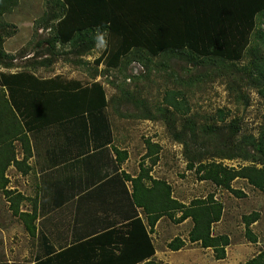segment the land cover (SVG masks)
<instances>
[{
    "label": "trees",
    "instance_id": "1",
    "mask_svg": "<svg viewBox=\"0 0 264 264\" xmlns=\"http://www.w3.org/2000/svg\"><path fill=\"white\" fill-rule=\"evenodd\" d=\"M49 4L52 14L46 15L47 20L41 22L51 33L38 44H46L50 55H45L46 60L43 58L40 61L30 57L32 61L28 60L31 65L17 72L0 73V191L7 195L10 209L21 218L31 236L37 233V206L34 205L31 212H21L20 204L28 199L21 193L6 189L9 183L6 172L12 165L19 169L26 168L31 157L28 132L57 119L52 118L50 110L35 106L39 101L34 98L33 92L59 90V94L76 92L86 95L92 89L100 95L94 98L92 105L101 108L107 104L105 91L100 84L89 88L81 82L66 81L62 77L43 81L35 75L37 66L50 70L52 65L59 62V56L73 55L77 61L80 56L91 54L101 45H106V50L96 64H104L109 68H119L125 57L138 55L143 50L152 56L188 54L192 62L242 61L251 51L249 45L256 25L255 16L264 10V0H49ZM19 5L20 0H0V21ZM262 32L255 34L253 42H264ZM0 41V57L9 59L4 63L5 69L13 70L19 61H28L24 57L8 56L3 51L2 37ZM254 60L251 66L242 70L241 78L255 84L264 98V55ZM181 95L176 91L167 92L165 104L178 114H186V103ZM218 116L219 121L228 118L224 110H220ZM189 123L194 125L191 121ZM232 124L239 131L236 122L232 121ZM218 128L206 127L205 131L211 135L220 130ZM176 139L185 143L183 137L176 135ZM16 142L24 154L21 162L17 160ZM160 149V146L147 142L145 159L153 157L155 165L159 159L154 157ZM237 150L240 151L238 157L250 162V165L234 168L211 159L206 163L200 161L198 167L195 162H191L189 169H195L201 181L211 182L216 188L225 189L236 198L247 197L243 190L234 188L233 182L238 179L247 181L251 187L264 194V126L258 137L246 135L238 140ZM115 152L119 162L128 158L127 152ZM215 157L236 158L235 155L221 154ZM151 171L152 168L146 169L141 164L136 178L126 177L133 185V204L143 210L145 218H134L122 229L104 231L34 264H159L154 259L156 247L152 234L164 217L176 224L191 219L193 228L189 233V242L200 243L204 249H212L217 260L225 259L226 248L231 244L230 238L225 234H213L214 224L223 217V203L211 194L206 199H195L186 205L173 198L170 185L154 179ZM260 217L259 212L243 216L246 236L251 243L258 242L250 227ZM186 243V240L176 238L168 244V248L177 252ZM245 264H264V251Z\"/></svg>",
    "mask_w": 264,
    "mask_h": 264
},
{
    "label": "rangeland",
    "instance_id": "2",
    "mask_svg": "<svg viewBox=\"0 0 264 264\" xmlns=\"http://www.w3.org/2000/svg\"><path fill=\"white\" fill-rule=\"evenodd\" d=\"M50 6L49 0H20V5L14 12L0 21L3 51L8 56L46 60L48 46L39 45L38 41L48 38L51 33L45 23L41 22L43 19L47 20L46 15L52 14ZM259 43L255 40L247 57L233 63L213 60L192 62V57L188 54L152 56L147 50H143L138 55L125 57L119 68H109L92 62L94 58L89 59L90 56L101 54L104 48L101 45L97 48L99 53L94 50L89 55L80 56L77 61L73 55H62L59 56L58 65H52L58 73L64 74L66 81L81 82L89 88L95 84L105 87L110 98L114 125L125 127L128 134L130 150L137 161L132 166L135 172L140 173L141 164L146 169L152 168L151 176L167 182L171 187L172 197L186 205L195 199H206L211 194L223 203V217L219 224H214L213 233L225 234L230 238L231 244L226 248L225 259L217 260L212 249H204L200 243L189 242V233L193 228L191 219L176 224L164 217L152 234L156 247L154 259L159 264H245L260 251H264V194L251 187L247 181L238 179L233 182V186L244 190L247 197L236 198L227 190L216 188L211 182L201 181L195 169H189L191 162H195L198 167L200 161L206 163L211 159L234 168L250 165V162H244L238 157V140L246 135L259 136L264 126V98L260 96L255 84L242 80L241 74L245 67L252 65L254 59L264 55L263 46L260 48ZM30 60L19 61L17 68L7 70L4 63L9 59L0 57V73L17 72L31 65ZM41 68L43 67L37 66L36 71ZM170 91L182 94L187 107L186 114H178L165 104L164 98ZM220 110L227 112L228 118L225 121H219ZM232 121L236 122L239 131ZM211 126L219 127L220 130L209 135L205 128ZM176 135L183 137L185 143L179 142ZM147 142L161 148L154 157L159 159L155 165L153 157L145 159ZM218 154L235 155L236 158L216 159ZM1 194L0 264H34L48 255L86 240H65L60 232L56 239L48 237L44 231H55L58 226L55 225V229L50 230L48 223L41 224L43 229L39 232L37 227L36 236H31L21 218L10 209L7 195L4 192ZM71 195L77 196L78 193L61 196L60 200L68 205L64 208H77L78 203L84 201L75 203L72 198L68 200ZM28 200L23 201L20 208L31 212L35 201L31 198ZM131 203L130 213L134 211L135 215H130L129 220L139 214L145 218L143 210L135 209L133 200ZM110 208L111 205L106 209L101 202L91 200L88 207H83L82 211L73 215V219L106 213L104 210L108 211ZM256 212L261 217L250 229L258 242L251 243L246 236L243 216ZM179 216L180 214L177 215ZM95 227L94 224L88 227L90 236L106 230ZM63 230L62 225L59 231ZM176 238L186 240L187 243L183 249L174 252L168 248V244Z\"/></svg>",
    "mask_w": 264,
    "mask_h": 264
},
{
    "label": "crops",
    "instance_id": "3",
    "mask_svg": "<svg viewBox=\"0 0 264 264\" xmlns=\"http://www.w3.org/2000/svg\"><path fill=\"white\" fill-rule=\"evenodd\" d=\"M255 22L250 48L254 46L253 39L256 38V33L263 31L264 37V10L256 14ZM263 44L264 42H260L259 46L264 48ZM102 47L104 48L99 56L89 57L90 60L94 58L92 62L96 63L102 56L106 45ZM95 51L99 53L97 48ZM23 59L28 60L30 57ZM35 75L43 81L57 77L65 79L64 74L58 73L55 66H52L50 70L41 68L35 71ZM103 89L107 104L104 107L100 106L101 108L92 105L94 98L99 95L98 91L92 89H89L86 95L76 92L59 94V90H52L49 93L42 90L33 92L34 98H38L39 101L35 106L38 109L50 110L52 118L57 119L28 132L31 157L25 169L12 165L7 170L6 177L9 183L6 189L21 193L25 198L35 201L38 208V232L43 229L41 226L43 223H48L50 230H54L55 225H58L55 231H44L48 237L56 239L60 232V236L65 240L81 238L87 240L97 235H89L91 232L88 227L91 224H94L97 229H106L105 231L122 229L131 221L129 216L135 215L134 211L130 213L132 185L126 177L138 176L139 172H135L132 168L137 161L130 150L125 127L114 125L110 98L105 87ZM123 143L126 145L123 146ZM16 145L18 146L17 160L21 162L24 154L20 144L16 142ZM115 150L127 152L128 158L119 162ZM1 193L2 191L0 196ZM69 193H78L81 197L71 195L68 200L72 198L75 203L84 201L78 203L77 208H64L68 205H65V201L60 198ZM215 199L217 200L216 197ZM91 200L101 202L106 209L110 205L111 208L108 211L104 210L106 213L102 212L89 218L82 216L79 219H73V215L82 211L83 207H88ZM7 203L11 205L9 201ZM137 217L141 215L134 218ZM62 225L64 230L61 232L59 228Z\"/></svg>",
    "mask_w": 264,
    "mask_h": 264
}]
</instances>
